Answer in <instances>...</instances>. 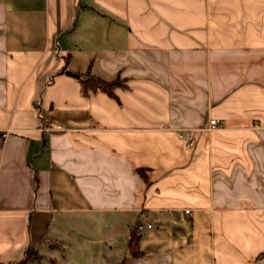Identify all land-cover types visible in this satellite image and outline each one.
<instances>
[{"label":"crops","instance_id":"crops-1","mask_svg":"<svg viewBox=\"0 0 264 264\" xmlns=\"http://www.w3.org/2000/svg\"><path fill=\"white\" fill-rule=\"evenodd\" d=\"M6 130L0 264H264V0H0Z\"/></svg>","mask_w":264,"mask_h":264},{"label":"trees","instance_id":"trees-1","mask_svg":"<svg viewBox=\"0 0 264 264\" xmlns=\"http://www.w3.org/2000/svg\"><path fill=\"white\" fill-rule=\"evenodd\" d=\"M82 76L83 78L81 79V91L84 95H91L102 91L109 96L118 99L116 89L127 87L126 80L121 78L120 74L116 78L110 80L101 78L93 74H82ZM141 172H144L143 169H141ZM38 254H40L38 248L30 247L26 251L25 258L18 264H27L28 262L34 263V261L36 262L38 259L36 258L37 256H39ZM263 255L264 253L262 254V256Z\"/></svg>","mask_w":264,"mask_h":264},{"label":"built area","instance_id":"built-area-1","mask_svg":"<svg viewBox=\"0 0 264 264\" xmlns=\"http://www.w3.org/2000/svg\"><path fill=\"white\" fill-rule=\"evenodd\" d=\"M218 124H219L218 120L211 119L209 122L208 129L211 130L215 128ZM195 133H196V129H187L186 131L180 130L178 132V136L184 140L185 145L187 147H190L195 142V137H196ZM9 134H10V130L0 132V146L5 142ZM189 211L190 210H187V212ZM152 228H153V224L151 222L147 220L140 221L135 227L134 235L136 237H141L145 231L152 229Z\"/></svg>","mask_w":264,"mask_h":264},{"label":"rangeland","instance_id":"rangeland-1","mask_svg":"<svg viewBox=\"0 0 264 264\" xmlns=\"http://www.w3.org/2000/svg\"><path fill=\"white\" fill-rule=\"evenodd\" d=\"M76 249L73 250V254L74 259H73V263L71 264H95V258L91 257L89 258V256H86L87 254L84 253H78L77 251H75ZM38 254L39 256H37L36 258L37 261L34 263H30L28 262L27 264H64V262L66 261L65 258H60V255L63 252H60L59 250H49L47 246H44V249H40ZM77 254H81V256H77ZM29 260V259H28ZM30 261V260H29Z\"/></svg>","mask_w":264,"mask_h":264},{"label":"water","instance_id":"water-1","mask_svg":"<svg viewBox=\"0 0 264 264\" xmlns=\"http://www.w3.org/2000/svg\"><path fill=\"white\" fill-rule=\"evenodd\" d=\"M66 74L71 75V76H74V77L81 78V75H80V74H78V73H73V72H71V71H69V70L66 71Z\"/></svg>","mask_w":264,"mask_h":264}]
</instances>
